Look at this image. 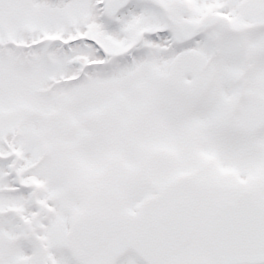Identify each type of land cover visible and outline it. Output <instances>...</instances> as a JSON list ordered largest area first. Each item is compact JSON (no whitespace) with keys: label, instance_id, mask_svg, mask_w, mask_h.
Wrapping results in <instances>:
<instances>
[{"label":"snow or ice","instance_id":"1","mask_svg":"<svg viewBox=\"0 0 264 264\" xmlns=\"http://www.w3.org/2000/svg\"><path fill=\"white\" fill-rule=\"evenodd\" d=\"M0 264H264V0H0Z\"/></svg>","mask_w":264,"mask_h":264}]
</instances>
